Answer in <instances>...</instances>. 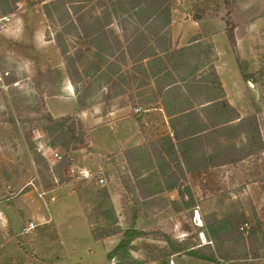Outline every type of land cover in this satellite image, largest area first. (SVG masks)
Returning a JSON list of instances; mask_svg holds the SVG:
<instances>
[{"label":"rangeland","instance_id":"obj_1","mask_svg":"<svg viewBox=\"0 0 264 264\" xmlns=\"http://www.w3.org/2000/svg\"><path fill=\"white\" fill-rule=\"evenodd\" d=\"M15 1L0 0V19L4 16L10 18L7 23L0 20V264H113L114 260H108L107 252L119 242L121 234L102 241L94 240L91 236V228L97 226L98 223V217L93 211L96 205L94 193L101 186L96 183L94 177L89 179L67 177L64 172L67 166L62 167L60 170L62 176H58L55 172V165L58 161L53 159L50 151H61L62 157L65 151L59 145L50 143V138L40 119V115L48 111L45 105L46 99L53 96L52 93L61 94L63 81L68 78L60 51L61 46L66 45L71 56L76 57L81 54L80 62H76L81 80H76L75 83L70 82L76 98L79 96L83 99L86 117H89L92 122L83 125L77 115L65 114L74 119L78 118L84 131L88 133V143L71 152L72 165L78 167L77 170L85 167L92 173H97L101 169H98L94 162L101 154L112 152L113 148H117L118 142L115 140L114 130L105 125L94 126L97 121H101L97 116H103L125 104L132 105V107L129 105L131 114L138 113L140 108L133 105L134 96L132 99L130 95L127 98H115L116 86H118L116 77L111 79L110 91L103 92L102 87L106 81L105 72L95 70L99 66L100 69H105L103 68L105 63L100 62L97 56L103 51L99 52L98 44L93 42L82 45L77 34L79 31L74 28L73 19L76 18L74 8L82 6L81 2L75 5L76 3L62 4L55 0H44L45 3H41L42 0H20L22 4L18 10ZM106 1L108 9L112 11L110 4L114 0ZM172 1L174 2L173 23H196L191 20L196 19L193 17L205 15L204 8L193 7L191 0ZM205 1L208 4V10L214 13V16H217L218 10L221 11L223 7L220 13L225 23L223 1ZM94 3L95 0L86 1L84 5L86 7L83 10L88 14L84 21L90 25L95 23V17H98L101 23H106L103 8H95ZM95 4L97 5V2ZM8 8L12 12L3 11ZM130 13L132 11L122 14L119 12L118 17L111 15L110 21L121 23V18L127 19ZM185 14H189V20L184 18ZM23 15L26 17L25 20H22ZM91 16L93 19L90 18ZM157 21L162 23V17L158 16ZM238 21L237 17H228L226 21L228 28H232L231 24ZM182 27L184 30L188 28L185 24ZM227 60L230 61L228 58ZM262 63L264 64L261 62L256 71L249 74H251L250 78L259 80L260 84V111L262 112L260 124L264 136V65ZM244 65V61L239 60V67L244 68ZM230 66L227 65L226 68ZM53 69L59 73V75L54 73L55 79L49 74L46 75L48 70ZM40 72L46 74L41 77ZM48 108L53 114L70 113L78 110V105L72 99L57 98L49 100ZM154 115L153 113L152 116L141 120L147 136L156 131L154 125L149 123L153 117L156 118ZM146 122H148L147 125L144 124ZM89 127L92 129L90 137ZM126 127L129 129L131 125ZM240 128L239 126L234 130L220 131L223 138L212 140L214 150L212 158L215 156L221 158L225 155L233 139L236 138L235 142L238 143L241 141L235 136ZM257 136L260 142L258 152L260 156H254V159L262 161L264 159V137L255 133V141L258 140ZM127 149H136L139 155L144 156L136 163L138 169L139 167L147 169L145 173L148 174H145V177L154 175L155 171L165 168L163 166L161 168L152 159L150 161L146 159V154L149 155L148 150L152 149L148 141L141 146ZM245 163L243 162L244 165ZM45 165L49 169L46 170ZM171 165L176 173H180V170L174 166L175 164L171 163ZM226 169L225 166L219 167L207 172L205 176H202L203 178L199 176L198 180L204 181L205 187H201V193L195 187V178L187 174L183 178L177 174L176 188L172 189L175 191L171 192L172 190L166 189L159 191L153 198L156 201L142 208L139 215L144 216L146 213L144 217L152 215L155 218L152 223L146 221L138 228L145 230L147 239H138L133 242L138 249L132 251V255L145 260V264H170L171 257H177V254L166 253L162 260V247L166 244L161 240V235L176 237L179 232H185L186 236L196 235L194 241L203 245L204 241L200 240L198 235L199 228L204 234L201 239L204 237L206 241H210V244H205L217 250L216 244H219V241L217 238L214 240L209 237V234L212 231L217 236L218 231L222 232L223 228L218 222L215 223V219L223 222L227 218H235L243 214L246 218L240 221L241 225L246 223V226L242 228L243 231L224 232L228 241L222 244L224 248L232 250L236 258L231 261L219 259L215 264H264V260L261 259L264 258V238L261 230L259 231L264 226V203L261 204L259 197L258 201L253 194L251 196L247 189L244 190L240 186L243 179L241 168L238 174L232 173L233 179L229 178L230 172ZM101 172L106 175L107 187L108 174L106 171L101 170ZM259 177L263 185L264 172L260 173ZM116 178L117 171L114 170L110 177V186L116 183ZM159 180L160 178L157 181ZM173 181L174 179H171L160 186L164 188ZM231 181L233 183H230ZM147 185L153 189L157 186V182L154 180ZM178 189L182 191L183 198L178 193ZM175 192H177V200L171 203L169 197ZM51 196L53 199H50ZM124 197L126 199L125 192ZM122 198L123 196L120 195V199ZM196 207L202 219V227L198 229L191 220ZM120 212L122 226L129 228L133 226L130 209L124 206ZM28 223H32L29 229H27ZM251 231L257 236H253ZM249 235L252 236L249 238ZM220 238L224 239L223 235ZM257 254L262 257H255ZM182 255L184 254H180ZM173 260L174 264H213L191 258Z\"/></svg>","mask_w":264,"mask_h":264},{"label":"crops","instance_id":"obj_2","mask_svg":"<svg viewBox=\"0 0 264 264\" xmlns=\"http://www.w3.org/2000/svg\"><path fill=\"white\" fill-rule=\"evenodd\" d=\"M45 1L42 0L41 3H45ZM86 1L90 2L92 0H68V3L71 4L76 3L75 5H77L79 2L83 4L74 8L76 14L83 13L81 22H85V17L88 14L86 11L84 13L83 10L86 7L84 6ZM191 1L193 7L204 8L205 11V15L191 19L196 23H173L174 2L167 0V3L171 5V14L167 23H164V14L161 16L162 23H158L157 14L155 18H153L154 15H151L148 20L143 21V14L158 8L157 5L152 6L149 3L137 6L132 10L125 6L127 11L135 10L138 12V16L127 19L121 18V23H112L110 17V20L105 19L106 23H101L99 19H95L96 23L89 25L85 22L80 24V27L90 34L89 36H82L81 44L87 45V43L93 42L98 44L99 52L103 51L97 56L100 62L105 63L103 67L105 69H100V66L95 69L97 72H101V70L105 72L106 81L104 87H102L103 92L110 91L111 79L116 77L118 86H116L115 98H127L130 95L132 99V96H134L135 100L133 101L135 102L133 105L141 109L144 108L139 112V116L142 117L141 120L152 116L153 113L156 116V118L153 117V120L149 121L154 125L156 131L149 136H144L141 133L136 115L129 113L130 104L117 107V109L109 111L103 116H97L101 121L94 124L95 127L100 125L109 126L116 132L117 148H113L112 152L101 154L94 165L108 174L109 184L107 188L110 201L119 218L121 228H127V226L124 227L120 223L122 216L120 209L124 206L130 209L118 178L119 174L128 170L122 151L127 148L141 146L145 141L149 143L152 141L154 146L151 150H148L149 154H152L153 151L164 156L165 148L159 147V142L163 137L169 138L174 144V154L179 155L186 150L194 158H205L206 162L195 161L189 166L179 161L176 166L178 170L183 172L189 170L209 172L225 166L227 167L226 170L229 169V178L233 179L234 175L232 176V173L238 174V170L241 168L243 179L240 186L244 190L247 189L249 194L251 196L253 194L258 201L260 199L261 204L264 203V190L261 188L259 177L260 173L264 172V159L262 161L255 160L254 156H260V154L246 151L250 144L248 137L250 124L247 120H244L246 117H251L252 126L255 127L256 131H259V133L256 132V135L264 137L260 124L262 120L260 84L259 80L243 78L244 74L253 73L261 62H264V0H233L234 6L231 16L232 18L237 17L239 21L232 23V28H228L229 26L223 23L220 13L223 7H221V11L218 10V15L214 16V13L208 10L209 7L205 0ZM15 3L19 10L22 2L16 0ZM95 3V8H103V13H105L106 7L108 9L106 0H95ZM112 4V10L115 11V14L109 9L108 11L112 16L118 17L117 8L119 5H117V0H114L110 5L112 6ZM67 8L69 9V7ZM188 15L185 14L184 18L189 20ZM25 18L23 15L22 20H25ZM184 24L188 26L187 30L182 29ZM74 26L79 30L80 27L77 23H74ZM228 31L233 38V46L230 44ZM239 60L244 61V68L239 67ZM227 65H231L230 68H226ZM219 88L222 89L224 98L228 103L225 112L222 110L221 105L217 104L220 99L215 98L219 96ZM57 98L74 100L78 105V110L70 113L59 112L53 114L48 108V102L50 99ZM45 105L53 117L75 114L83 125L92 123L90 118L86 117L85 107L81 108L79 106L69 78L63 81L61 94L48 97ZM130 106L132 107V105ZM192 111L195 112L192 118L184 116ZM144 124L147 125L148 122ZM127 125H131V127L128 129ZM94 126L90 127L93 128ZM185 126H190V129L192 128L198 132L191 136L173 134L174 129L184 130ZM239 126L241 128L235 133V136L241 141L238 143L235 142L236 138L233 139L232 147L229 145V151L225 155H222L221 158H216L217 156L212 158V151H214L212 140L223 138L220 135L221 130H234ZM186 140L191 141V146L189 145L188 149L175 145L177 141L184 142ZM240 152L244 156L238 159ZM224 157H231L230 161L223 162ZM243 162H246L245 165ZM247 163L249 164L247 165ZM166 168L174 169L171 163H167ZM114 170L117 171L116 183L110 186V177ZM203 182L196 178L194 180L195 187L200 193L201 187H204ZM230 183H233V181ZM173 191L175 190L171 192ZM120 195L124 199H120ZM176 195L177 192L169 197L171 203L176 202ZM232 196L234 197V194ZM153 218L155 217L152 215L148 217L138 215L136 220L132 219L134 225L130 228H139L146 221L152 223ZM199 231L203 233L201 228H199ZM261 234L264 238V226L261 229ZM176 256L171 257L170 264H174L173 259L175 258H191L204 261L188 255ZM261 259L264 260V258ZM211 263L215 264V262Z\"/></svg>","mask_w":264,"mask_h":264},{"label":"trees","instance_id":"obj_3","mask_svg":"<svg viewBox=\"0 0 264 264\" xmlns=\"http://www.w3.org/2000/svg\"><path fill=\"white\" fill-rule=\"evenodd\" d=\"M57 2H60L62 4H65L68 2V0H55ZM224 9H225V23L228 25L226 21H228V17L231 16L233 6H234V1L233 0H222ZM151 3L153 5H157L158 8L152 9L151 12L148 11L147 14H143V21L148 20L150 16L154 15L153 18H155V15L157 14L158 16H162L164 14L165 20L164 23H167L170 18L171 14V5L167 3V0H117V5L119 8V12L125 13L127 12L125 6H128L131 10L133 8H136L137 6H140L142 4H149ZM123 6V7H122ZM113 7V4H112ZM155 7V6H154ZM152 8V7H151ZM3 11H8V13L12 12L9 8ZM113 11V10H112ZM115 14V11L112 12ZM74 15L76 18H74L73 22L77 23L80 27L81 21H82V13H77L76 14V9L74 10ZM105 19H109L111 17V13L108 11L107 7L105 8V13H103ZM134 16H138V12L135 10L132 11L128 15V18H133ZM93 18V16H91ZM90 17V18H91ZM140 17V14H139ZM197 18V17H193ZM96 20L99 19L98 17L95 18ZM96 23V21H95ZM73 25V24H72ZM74 28L77 30V28L74 26ZM79 32L78 38H82V36H89V32L84 30V28L80 27L78 28ZM97 30V29H96ZM228 37L230 40L231 46H233V38L228 31ZM61 55L63 62L66 66V73L68 78L72 83H75L76 80L80 81L81 80V74L76 68V62H80V56L76 55V57L71 56L67 46L62 45L60 48ZM47 73V74H46ZM46 73L40 72L39 75L43 77L45 74L50 75L55 79V74L59 75L58 71L55 69L53 70H48ZM55 73V74H54ZM251 77V74L248 75H243L244 79H248ZM219 96L215 98H219V102L217 103L219 106L221 105L222 110L225 112L226 107L228 106V103L226 102L224 98V94L221 88H219ZM57 93H52V95H55ZM212 100V99H209ZM77 101L78 104L81 108H84V101L82 98L77 96ZM144 109V108H143ZM143 109L140 108L138 113H136V120L139 125V129L141 133L146 136L144 132V126L143 123L141 122V117L139 116L140 113ZM195 112H190L187 115L185 114L184 116L188 118H192L194 116ZM40 119L43 123V127L45 132L47 133L48 137L50 138V143L52 145H59L64 151L65 154L63 157L56 163L55 165V172L58 173V176L61 177V169L62 167H65L69 164L73 163V157L71 155V152L84 147L88 143V133L84 131L83 126L80 122V120L72 118L70 115H62L58 117H53L49 111H46V113L40 115ZM249 119V120H248ZM251 117H246L244 120H247L248 123L250 124V128L248 133L250 134L249 140L250 144L247 148L248 153H256L259 152V138L257 141H255V133L259 131H256L255 127L252 126L251 122ZM186 127V126H185ZM195 132L194 129H190V126H187L186 128L183 129H174L173 134H178V135H183V136H191ZM191 142V141H190ZM189 141H177L175 145L179 147H186L188 149L190 145ZM160 143V148H165V155L163 156L161 153L156 154L155 152L152 151V154H146L148 161L152 159V161L156 162L158 165L165 167L162 169H159L158 171H155L154 175H147L145 177V171L147 170L146 168L139 167L137 168V163L142 160L144 156L139 155L136 149H125L123 151V159L128 167V171L124 172L119 175V183L121 184L125 195H126V202L130 204V211H131V217L133 220H136L138 215L142 212V208H144L146 205H150L152 202L154 203L153 200L154 196L159 193V191H162L164 189L166 190H172L176 188V181L178 180V175L180 174L183 178L185 177L184 175H189L192 176L193 179L200 176H202L207 173V172H201V171H186L183 173V171H180V173H176L174 170H170L169 168H166L167 163H172L175 164L174 166H177L179 161H182L185 165H188L195 162V161H201V162H206L205 158H194L192 154H189L188 151L184 150L181 152L179 155L174 154V144L172 141L167 138L163 137L161 139ZM151 146L153 145V142H151ZM191 146V145H190ZM153 148V147H152ZM244 154H240L238 156L239 158H242ZM40 158V157H39ZM231 158V157H230ZM230 158L224 157L223 162H229ZM43 160V159H42ZM44 161V160H43ZM137 162V163H136ZM47 164V163H46ZM159 166V167H160ZM46 170L49 169L47 165H45ZM51 169V167H50ZM138 169V171H137ZM209 175V174H208ZM143 176V177H142ZM158 178H160L159 181ZM153 179V180H152ZM174 181L168 186H163L161 187L160 185L166 184V182L170 180ZM157 182V186H155L153 189L150 188L147 183H150L152 181ZM159 186V188H158ZM205 188V187H204ZM261 188L264 190V184H261ZM178 193L182 197V191H179ZM95 196L94 200L96 202V205L94 206V215L97 218V226H94L91 228V236L94 240H103L106 237L115 235L117 233H121V239L119 242L107 252V258L108 260H114L113 264H145V260L139 259L137 257H134L132 255V251L138 249L133 245V242L138 240V239H147L146 232L143 228H121L119 225V220L116 215V212L111 204L110 201V195L108 188L106 186H101L95 191ZM133 194V195H131ZM147 214L145 213L144 216ZM246 220L245 216L243 214H240L238 217L235 218H227L223 222L220 221L219 219H215V223H219L223 229H221L220 232L218 231V235L215 236V234L211 231V234H209V237H212L214 240L215 238L218 239L219 244L217 243V250H214L211 248L209 244H199L194 241V236L196 235H188L184 239H178L176 237H170L166 234L161 235V240L166 244L164 247H162L163 251V257L162 260H164V256L166 253L168 254H184L188 255L190 257L208 261V262H218L219 259L223 260H234L236 258L234 252L227 247H223V242L228 241V237L226 238V235L224 232H232L233 233H239V230H242L241 227V222ZM207 224V221H205ZM198 229V227L196 228ZM212 229V228H211ZM261 229H259L260 231ZM254 231V230H253ZM217 234V233H216ZM251 234L254 236H257L255 232L251 231ZM223 235L224 239H221L220 236ZM249 235V238L250 236ZM154 239V238H153ZM233 253H232V252ZM255 257H262L261 255L257 254ZM246 258V257H245ZM157 260V259H156Z\"/></svg>","mask_w":264,"mask_h":264},{"label":"built area","instance_id":"obj_4","mask_svg":"<svg viewBox=\"0 0 264 264\" xmlns=\"http://www.w3.org/2000/svg\"><path fill=\"white\" fill-rule=\"evenodd\" d=\"M3 23H7L10 21V18L8 16H4L0 19ZM52 154V157L55 161H59L62 158V153L61 151L58 150H51L50 151ZM78 167L69 164L67 165L66 169H65V174L67 177H76L79 179H89V178H95L96 183L99 186H106L107 184V179H106V175H104V173L101 172V170H98L97 173H92L89 169L83 167L77 170ZM50 199H53V197L51 196ZM192 223L196 226V227H202V221L199 217L198 214V209L197 207L194 209L193 211V215H192ZM243 226H246V223H244L241 227V229L243 228ZM32 227V223H28L27 229ZM198 235L200 237V240H203L204 243H210V241H206V239L204 237L201 236L203 235L202 231L198 232ZM186 237V233L185 232H179L176 236V238L178 239H184Z\"/></svg>","mask_w":264,"mask_h":264}]
</instances>
